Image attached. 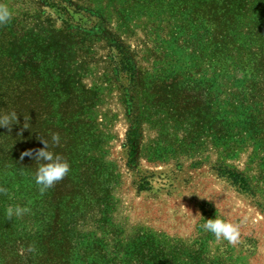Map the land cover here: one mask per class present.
<instances>
[{"label":"rangeland","instance_id":"374dc122","mask_svg":"<svg viewBox=\"0 0 264 264\" xmlns=\"http://www.w3.org/2000/svg\"><path fill=\"white\" fill-rule=\"evenodd\" d=\"M204 1L0 0L23 20L15 27L70 41L62 72L94 100L59 182L74 255L89 235L118 264H141L123 259L133 250L158 264H264V0H241L224 35ZM114 43L133 56L134 78ZM11 190L8 208L29 209L18 230H40L51 188L41 193L28 172ZM215 217L239 226L238 244L202 228Z\"/></svg>","mask_w":264,"mask_h":264},{"label":"trees","instance_id":"16d2710c","mask_svg":"<svg viewBox=\"0 0 264 264\" xmlns=\"http://www.w3.org/2000/svg\"><path fill=\"white\" fill-rule=\"evenodd\" d=\"M204 5L209 6L207 14L211 17L210 21L215 27H221L222 35L231 28L233 15L247 7V3L241 0H223L216 8L209 0H205ZM257 9L264 17V3L260 2ZM19 21L23 20L17 17L15 21L9 20L0 24V120L10 117L13 112L18 117V120L11 121L7 127H0V264L121 263L118 256L110 257L106 247H102L101 239L94 238L93 241L89 235L84 234L77 245L78 252L74 255L69 236L71 223L61 218L62 213H71L64 210L70 203L60 206L61 200H64L60 183H67L64 182L67 180L65 177L51 187L52 207L49 208V215L43 220L40 230L19 231L15 222L16 216L11 219L7 216L8 205L15 199V195L11 194L12 184L22 182L28 172L35 179L34 157L36 150L44 147L43 140L48 143L49 150L63 159L67 157L71 144L79 133L78 127L82 124L76 122L80 117L86 116L85 111L94 102L88 93L82 92L78 95L73 91L75 83H72L69 74L62 72L66 61V45L70 41L51 27L28 34L22 28L15 27ZM115 49L121 71L134 78L136 70L133 56L122 46L116 45ZM260 55L262 57L258 60V66L264 72V49ZM53 134H59V144L53 143ZM135 139L136 131L130 129L128 144L132 145ZM135 147L134 143L132 155ZM28 150H32L33 156H24L21 159V154ZM233 177L236 182L247 185L243 176L235 173ZM73 196L69 195L70 201ZM40 214L45 218L46 214L40 211L36 216ZM89 243L92 245L87 246ZM131 244V248L134 245L136 248L139 246L138 243ZM134 251L123 259L136 262L137 258L141 264L159 263L155 256L144 258L139 253L134 256Z\"/></svg>","mask_w":264,"mask_h":264},{"label":"clouds","instance_id":"9594fccd","mask_svg":"<svg viewBox=\"0 0 264 264\" xmlns=\"http://www.w3.org/2000/svg\"><path fill=\"white\" fill-rule=\"evenodd\" d=\"M12 18V12L4 6H0V24L7 23ZM18 120L15 112L11 113L10 117H4L0 120V127H7L11 121ZM28 125H25L27 128ZM54 144H59V134L52 135ZM44 147L36 150L35 161V183L40 186V192L43 193L47 189L53 187L57 182L64 179L69 172V164L59 154L49 150V145L43 140ZM24 156H33L32 150L25 151L21 154V159ZM28 208L9 207L7 209V216L11 219L14 215L21 216L28 212ZM202 228L212 233L217 240H226L229 244L236 245L240 242V229L237 224H233L225 219L215 217L213 219H206Z\"/></svg>","mask_w":264,"mask_h":264}]
</instances>
